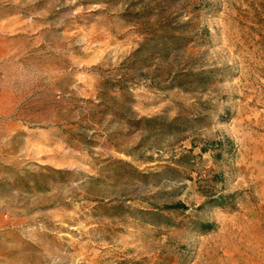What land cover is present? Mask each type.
<instances>
[{"label": "rangeland", "instance_id": "374dc122", "mask_svg": "<svg viewBox=\"0 0 264 264\" xmlns=\"http://www.w3.org/2000/svg\"><path fill=\"white\" fill-rule=\"evenodd\" d=\"M0 264H264V0H0Z\"/></svg>", "mask_w": 264, "mask_h": 264}, {"label": "trees", "instance_id": "16d2710c", "mask_svg": "<svg viewBox=\"0 0 264 264\" xmlns=\"http://www.w3.org/2000/svg\"><path fill=\"white\" fill-rule=\"evenodd\" d=\"M204 152H206V151H204ZM182 208H184L183 206H181ZM207 226V225H206Z\"/></svg>", "mask_w": 264, "mask_h": 264}]
</instances>
